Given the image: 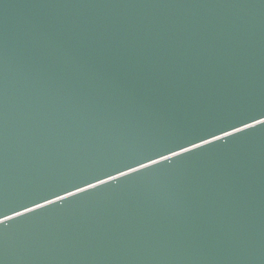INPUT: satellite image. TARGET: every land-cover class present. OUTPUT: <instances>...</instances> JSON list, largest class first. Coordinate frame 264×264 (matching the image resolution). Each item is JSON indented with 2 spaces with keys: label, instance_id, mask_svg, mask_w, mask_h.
<instances>
[{
  "label": "water",
  "instance_id": "obj_1",
  "mask_svg": "<svg viewBox=\"0 0 264 264\" xmlns=\"http://www.w3.org/2000/svg\"><path fill=\"white\" fill-rule=\"evenodd\" d=\"M0 264H264V0H0Z\"/></svg>",
  "mask_w": 264,
  "mask_h": 264
},
{
  "label": "snow or ice",
  "instance_id": "obj_2",
  "mask_svg": "<svg viewBox=\"0 0 264 264\" xmlns=\"http://www.w3.org/2000/svg\"><path fill=\"white\" fill-rule=\"evenodd\" d=\"M0 224H2V222H0Z\"/></svg>",
  "mask_w": 264,
  "mask_h": 264
}]
</instances>
